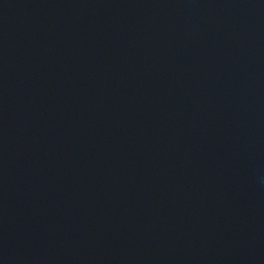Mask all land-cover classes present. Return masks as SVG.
Masks as SVG:
<instances>
[{"label":"water","instance_id":"obj_1","mask_svg":"<svg viewBox=\"0 0 264 264\" xmlns=\"http://www.w3.org/2000/svg\"><path fill=\"white\" fill-rule=\"evenodd\" d=\"M0 264H264V0H0Z\"/></svg>","mask_w":264,"mask_h":264}]
</instances>
